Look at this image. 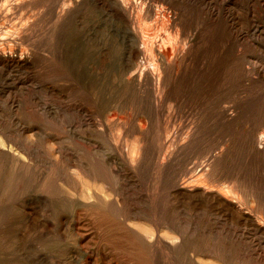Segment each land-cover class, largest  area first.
<instances>
[{
	"label": "rangeland",
	"instance_id": "obj_1",
	"mask_svg": "<svg viewBox=\"0 0 264 264\" xmlns=\"http://www.w3.org/2000/svg\"><path fill=\"white\" fill-rule=\"evenodd\" d=\"M63 1L0 0V264H264V0H130L166 8L188 48L160 107L154 146L173 154L154 208L151 167L119 182L123 207L60 198L64 120L129 112L111 2Z\"/></svg>",
	"mask_w": 264,
	"mask_h": 264
},
{
	"label": "bare ground",
	"instance_id": "obj_2",
	"mask_svg": "<svg viewBox=\"0 0 264 264\" xmlns=\"http://www.w3.org/2000/svg\"><path fill=\"white\" fill-rule=\"evenodd\" d=\"M109 2L107 13L116 22L110 28L117 40L118 62L114 75L122 87L116 103L128 106L129 112L125 119L119 118L116 112L108 118L98 116L95 125L87 115H70L64 120L67 126L60 134L67 141L65 148H68L70 161L60 180L71 187L67 192L61 190L59 195L63 202L74 206L88 205L79 201L77 195L89 199L90 204L101 202L106 206L113 205L110 192L115 196L114 203L123 207V188L117 186L119 182H134L151 167L153 188L149 202L154 208L157 184L173 154L170 153V143L169 151L164 155L163 145L154 146L165 132L158 126L160 107L175 85L188 48L185 40L174 35L180 30L177 28L180 21L173 19L166 8L154 12L140 5L137 10L130 0H104V3ZM153 16L157 24L155 29L159 26V31H153L145 23ZM110 48L107 43L99 47L103 50ZM135 114L144 118V125L136 124ZM122 130L125 133L123 141ZM82 135L97 139L91 143ZM189 137L188 134L185 139ZM71 170L75 173L69 176Z\"/></svg>",
	"mask_w": 264,
	"mask_h": 264
}]
</instances>
